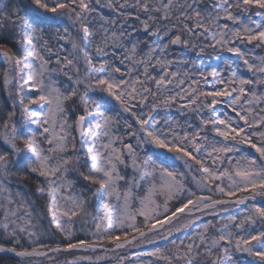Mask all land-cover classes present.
I'll return each mask as SVG.
<instances>
[{
    "label": "snow or ice",
    "instance_id": "6c2138e0",
    "mask_svg": "<svg viewBox=\"0 0 264 264\" xmlns=\"http://www.w3.org/2000/svg\"><path fill=\"white\" fill-rule=\"evenodd\" d=\"M0 264H264V0H0Z\"/></svg>",
    "mask_w": 264,
    "mask_h": 264
}]
</instances>
